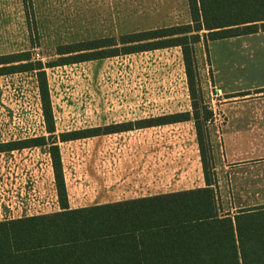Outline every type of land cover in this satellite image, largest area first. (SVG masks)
Segmentation results:
<instances>
[{
    "label": "crops",
    "instance_id": "crops-1",
    "mask_svg": "<svg viewBox=\"0 0 264 264\" xmlns=\"http://www.w3.org/2000/svg\"><path fill=\"white\" fill-rule=\"evenodd\" d=\"M245 1L210 0L212 16L223 19L264 10L248 9ZM31 2L38 46H32L35 42L31 41L24 0H0V56L34 51L46 64L61 57L57 49L62 46L193 24L188 0ZM205 33L201 32L202 41L194 48L206 104H219L229 115L228 125L250 124L252 117L254 124L238 129L228 126L227 131L224 126L222 135L218 130L207 135L219 197L228 170L253 160L264 163V99L255 97L264 93H257L264 91V54L250 58L263 62L251 64L255 68L249 69L247 82L245 63H234L235 70L213 71L207 63L208 54H198L199 48L205 46L207 52L208 45L215 42L206 46ZM244 37H264V32L228 40ZM229 60L225 66L231 64ZM45 71L54 138L71 210L207 187L193 120L140 126L151 119L192 114L180 46L53 66ZM113 125H128L129 130L60 140V134ZM38 138H45L47 144L23 149L16 146ZM49 138L37 72L0 76V223L62 211ZM225 182L229 187V181ZM241 208L230 200L229 209L222 210L233 216Z\"/></svg>",
    "mask_w": 264,
    "mask_h": 264
},
{
    "label": "trees",
    "instance_id": "trees-1",
    "mask_svg": "<svg viewBox=\"0 0 264 264\" xmlns=\"http://www.w3.org/2000/svg\"><path fill=\"white\" fill-rule=\"evenodd\" d=\"M188 2L192 25L137 33L118 40L108 38L62 46L57 49L61 57L47 64L33 61L31 52L0 56V76L37 72L62 208L60 213L52 215L0 223V264H264V204L238 209L233 216L223 214L220 208L204 127L213 112L200 101L194 48L202 41L203 31L208 32L203 36L206 46L212 41L264 32V10L214 19L210 0ZM26 15L29 17L27 7ZM28 25L32 32L29 20ZM174 46L182 48L193 112L147 120L140 126L193 120L207 187L71 210L60 149L54 138L55 120L45 69ZM126 130L128 125H113L60 134V140ZM46 144L45 138H38L16 146L23 149Z\"/></svg>",
    "mask_w": 264,
    "mask_h": 264
},
{
    "label": "rangeland",
    "instance_id": "rangeland-1",
    "mask_svg": "<svg viewBox=\"0 0 264 264\" xmlns=\"http://www.w3.org/2000/svg\"><path fill=\"white\" fill-rule=\"evenodd\" d=\"M25 3V11L27 7V11L29 12V17L26 15L27 21L29 20V24L31 25L32 32L31 34V41L35 42L32 43V46H38V31L36 26V20L33 18L34 13L32 12L31 8V0H24ZM245 6L248 9H264V0H246ZM26 48V46H22V48ZM205 46L199 48L198 54L202 56L204 52V56H207L208 54V60L207 63L211 65V68L217 69V70H235L234 63H245L248 69V77L246 79V82L250 80L249 76V69L255 68L253 65H251L253 62L262 63L261 60H250V58H260L262 54H264V37H244L240 38L238 40H222V41H215L208 45V49L206 52ZM37 52L32 51V60L42 61L38 60L36 57ZM39 53H41L39 51ZM41 58V57H40ZM229 63H231L229 66H225L226 60ZM202 61V60H200ZM47 64V63H46ZM258 67V66H256ZM235 85V82H231ZM237 83V81H236ZM249 85V83H248ZM201 88V85H200ZM202 93V89H201ZM202 96V95H201ZM260 99H264V93L255 96ZM200 99V97H199ZM203 102L202 106H206L209 111L213 112V117L211 120L205 122L204 127L207 131V134L209 132L215 133V131H219L222 135L224 130V126L226 131L229 127H235L238 129V127H253V117L250 120V124H243V125H228L226 124L228 120V113L224 111V109L219 108V104L216 106H211L209 104H206L205 99L201 98ZM201 106V105H200ZM253 106V105H251ZM252 111H253V107ZM193 112V110H192ZM217 120V121H216ZM218 135V134H215ZM259 168H256L258 167ZM257 169V170H256ZM228 173V178L223 176V187L220 190V204L221 208L225 211L229 209V203L230 200L234 201L237 205H240L242 207H250V206H256V205H262L264 204V163H258L253 161H249L244 166H237L230 170ZM230 175V176H229ZM225 180L229 181V187L225 186L226 182Z\"/></svg>",
    "mask_w": 264,
    "mask_h": 264
},
{
    "label": "built area",
    "instance_id": "built-area-1",
    "mask_svg": "<svg viewBox=\"0 0 264 264\" xmlns=\"http://www.w3.org/2000/svg\"><path fill=\"white\" fill-rule=\"evenodd\" d=\"M36 57L38 58V60H41V58H40L39 54H36Z\"/></svg>",
    "mask_w": 264,
    "mask_h": 264
}]
</instances>
